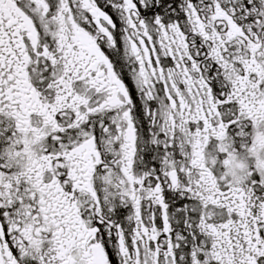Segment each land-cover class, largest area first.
Masks as SVG:
<instances>
[{
  "label": "snow or ice",
  "instance_id": "6c2138e0",
  "mask_svg": "<svg viewBox=\"0 0 264 264\" xmlns=\"http://www.w3.org/2000/svg\"><path fill=\"white\" fill-rule=\"evenodd\" d=\"M0 264H264V0H0Z\"/></svg>",
  "mask_w": 264,
  "mask_h": 264
}]
</instances>
